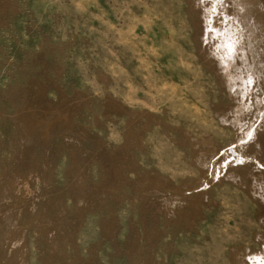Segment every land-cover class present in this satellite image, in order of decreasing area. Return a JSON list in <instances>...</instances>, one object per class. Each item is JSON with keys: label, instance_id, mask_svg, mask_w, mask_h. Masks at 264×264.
<instances>
[{"label": "rangeland", "instance_id": "374dc122", "mask_svg": "<svg viewBox=\"0 0 264 264\" xmlns=\"http://www.w3.org/2000/svg\"><path fill=\"white\" fill-rule=\"evenodd\" d=\"M192 1L0 0V264H256L264 112L224 120ZM241 135L253 167L201 185Z\"/></svg>", "mask_w": 264, "mask_h": 264}, {"label": "bare ground", "instance_id": "6f19581e", "mask_svg": "<svg viewBox=\"0 0 264 264\" xmlns=\"http://www.w3.org/2000/svg\"><path fill=\"white\" fill-rule=\"evenodd\" d=\"M193 2L200 9L204 21L203 40L212 42L210 55H213L218 61L226 86L237 100V106L232 110L233 115L230 113L233 116L230 117L232 119H228L225 115L224 120H230L234 123L235 128L240 130L243 126L242 116L246 112L255 107L259 109L260 113L264 112V97L258 93L264 82V0H193L192 4ZM198 9L196 10L198 11ZM210 63L213 65V62ZM224 80L223 83H225ZM247 84L254 85L252 92L256 96L254 101H250L252 94H248L244 100L246 94L242 88ZM209 139L207 146L213 144L212 140ZM242 139L243 136L241 135L237 138L236 145L223 147V153L226 154L225 161L228 160L226 168L224 160L221 162L215 158V152L218 149L215 145L211 146L210 149L208 148L209 154L205 153L202 158H199L200 165L205 167L206 171L202 170L203 168L201 170L208 173L201 185H209L211 181L221 178H231L238 181L239 179L234 174L237 167L246 169L253 167L256 156L251 154V151L249 152V147H245ZM258 142L259 140L255 141V145ZM233 155L234 157H232ZM238 173L241 174L240 171ZM240 181L243 179L240 178ZM196 191L199 192V190ZM192 193L194 191L190 192V197L193 195ZM202 193L200 194L204 195ZM258 238L261 240L260 249H250L249 247H244V249L248 256L255 259L256 264H264V235H259ZM240 264L244 263L241 261Z\"/></svg>", "mask_w": 264, "mask_h": 264}]
</instances>
